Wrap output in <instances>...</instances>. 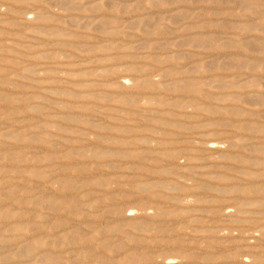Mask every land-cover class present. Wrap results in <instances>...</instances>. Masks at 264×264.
Instances as JSON below:
<instances>
[{"label":"rangeland","instance_id":"obj_1","mask_svg":"<svg viewBox=\"0 0 264 264\" xmlns=\"http://www.w3.org/2000/svg\"><path fill=\"white\" fill-rule=\"evenodd\" d=\"M48 263L264 264V0H0V264Z\"/></svg>","mask_w":264,"mask_h":264},{"label":"bare ground","instance_id":"obj_2","mask_svg":"<svg viewBox=\"0 0 264 264\" xmlns=\"http://www.w3.org/2000/svg\"><path fill=\"white\" fill-rule=\"evenodd\" d=\"M107 2V1H106ZM8 14V13H7ZM84 41V40H83ZM229 54V53H228ZM67 61V60H66ZM139 62V61H138ZM259 74V73H258ZM15 91V90H14ZM8 98V97H7ZM245 98V97H244ZM6 99V98H5ZM258 104V103H257ZM4 110V109H3ZM40 117V116H39ZM7 123V122H6ZM140 123V122H139ZM263 136V135H262ZM16 140H17V138H16ZM26 144V143H25ZM213 147V145H208V148H212ZM29 151V150H28ZM58 163V162H57ZM208 172V171H207ZM147 185V184H146ZM241 187V186H240ZM110 192V191H109ZM55 193V192H54ZM183 194V193H182ZM75 195V194H74ZM113 204V203H112ZM111 204V205H112ZM64 216V215H63ZM53 219V218H52ZM71 226V225H70ZM49 234V233H48ZM31 237V236H30ZM206 239V238H205ZM145 245V244H144ZM93 246V245H92ZM62 251H64V250H62ZM61 253V252H60ZM96 253H98V252H96ZM105 253V252H104ZM38 259V258H37ZM49 264V263H48Z\"/></svg>","mask_w":264,"mask_h":264}]
</instances>
